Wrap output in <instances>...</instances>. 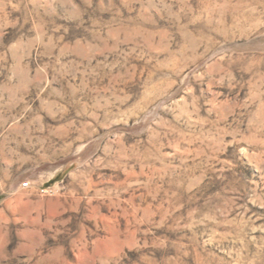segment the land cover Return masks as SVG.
I'll use <instances>...</instances> for the list:
<instances>
[{"label":"clouds","instance_id":"obj_1","mask_svg":"<svg viewBox=\"0 0 264 264\" xmlns=\"http://www.w3.org/2000/svg\"><path fill=\"white\" fill-rule=\"evenodd\" d=\"M258 213L264 0H0V264H264Z\"/></svg>","mask_w":264,"mask_h":264},{"label":"rangeland","instance_id":"obj_2","mask_svg":"<svg viewBox=\"0 0 264 264\" xmlns=\"http://www.w3.org/2000/svg\"><path fill=\"white\" fill-rule=\"evenodd\" d=\"M223 59H224V57L222 56L221 60H223ZM136 67L137 66H134V70H135ZM139 70H140L141 74H143L144 71H145L142 67ZM190 151H192V150L190 149ZM256 212H257L256 209H251V211L248 213V215H251V214L256 213ZM233 215H235V213H233ZM258 215H264V213H258ZM256 224L257 225H264V219H257L256 220Z\"/></svg>","mask_w":264,"mask_h":264}]
</instances>
